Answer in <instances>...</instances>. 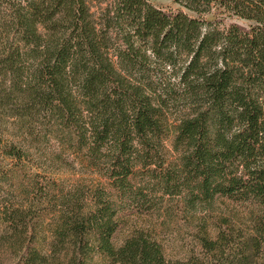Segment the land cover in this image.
Segmentation results:
<instances>
[{
    "label": "trees",
    "instance_id": "obj_1",
    "mask_svg": "<svg viewBox=\"0 0 264 264\" xmlns=\"http://www.w3.org/2000/svg\"><path fill=\"white\" fill-rule=\"evenodd\" d=\"M0 130L13 264H264V0H0ZM44 153L52 173L83 175L46 187L41 169L24 186ZM218 200L250 226L220 216L210 236L205 222L186 259L142 229L114 244L125 216Z\"/></svg>",
    "mask_w": 264,
    "mask_h": 264
},
{
    "label": "rangeland",
    "instance_id": "obj_2",
    "mask_svg": "<svg viewBox=\"0 0 264 264\" xmlns=\"http://www.w3.org/2000/svg\"><path fill=\"white\" fill-rule=\"evenodd\" d=\"M157 6L162 7L165 10L176 9L175 5H172L168 2H154ZM174 112V111H173ZM7 132L5 130H0V139L3 142H7ZM11 140V139H9ZM168 148H170L169 142L167 143ZM42 157L36 160L35 164H27L24 162V166L27 167V170H24L23 167L16 176L22 182L24 186L30 184L31 176L35 172H41L39 170L44 169L48 170L44 177H42V184H45L47 187L49 184H58L63 188H69L73 183L78 180L84 172V169L79 165H75L73 168H70L69 171L62 172H53L52 167L47 160L46 153L41 155ZM73 158V157H72ZM0 163L4 166V169L8 168L15 169L16 164L8 158L4 157L3 150H0ZM85 177L87 175H84ZM87 178V177H86ZM93 180L95 177H92ZM1 198L7 199V203L13 201L14 199L19 200L20 197L18 194H13L7 190V182H0ZM42 188V187H41ZM29 197L34 196L31 193V189H28ZM1 202V201H0ZM220 216H228L238 229L248 228L251 224V219L249 218L248 211L242 205H235L227 201L218 200L217 203L210 210H204L203 208H197V210H185L183 212L173 211L170 215L165 213H160L159 216L155 218L143 217V216H125L123 219V224L121 229L114 237V244L116 246L121 245L126 238H128L134 230L142 229L149 231L150 234L156 238V240L163 246L165 256L169 260H183L186 259L189 255V251L195 246V237L200 233L202 224L207 222V230L210 236H214L215 230L212 227V220ZM39 222H43V228L39 232V240L37 247L44 251L47 250L48 245L51 241L49 233L47 232L48 228V217L42 218ZM1 227V223H0ZM0 264H13L12 255L8 252H4L0 248ZM91 264H113L106 257L100 254H93Z\"/></svg>",
    "mask_w": 264,
    "mask_h": 264
}]
</instances>
